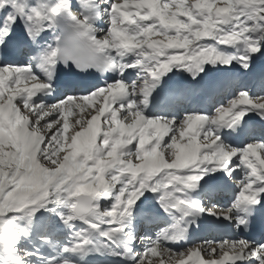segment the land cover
I'll return each instance as SVG.
<instances>
[{
  "label": "snow or ice",
  "instance_id": "6c2138e0",
  "mask_svg": "<svg viewBox=\"0 0 264 264\" xmlns=\"http://www.w3.org/2000/svg\"><path fill=\"white\" fill-rule=\"evenodd\" d=\"M0 264H264V0H0Z\"/></svg>",
  "mask_w": 264,
  "mask_h": 264
},
{
  "label": "rangeland",
  "instance_id": "374dc122",
  "mask_svg": "<svg viewBox=\"0 0 264 264\" xmlns=\"http://www.w3.org/2000/svg\"><path fill=\"white\" fill-rule=\"evenodd\" d=\"M75 118V116H73V117H69V120L71 121L72 119H74ZM71 130V129H70Z\"/></svg>",
  "mask_w": 264,
  "mask_h": 264
}]
</instances>
